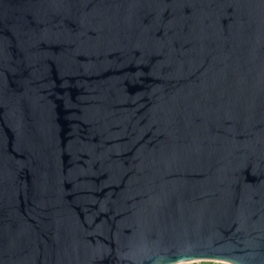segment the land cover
<instances>
[{"label": "water", "instance_id": "water-1", "mask_svg": "<svg viewBox=\"0 0 264 264\" xmlns=\"http://www.w3.org/2000/svg\"><path fill=\"white\" fill-rule=\"evenodd\" d=\"M264 264V0H0V264Z\"/></svg>", "mask_w": 264, "mask_h": 264}, {"label": "built area", "instance_id": "built-area-1", "mask_svg": "<svg viewBox=\"0 0 264 264\" xmlns=\"http://www.w3.org/2000/svg\"><path fill=\"white\" fill-rule=\"evenodd\" d=\"M203 262H205V263H218V262H214V261H194V262H189L190 264H193V263H203ZM189 263H185V264H189Z\"/></svg>", "mask_w": 264, "mask_h": 264}, {"label": "rangeland", "instance_id": "rangeland-1", "mask_svg": "<svg viewBox=\"0 0 264 264\" xmlns=\"http://www.w3.org/2000/svg\"><path fill=\"white\" fill-rule=\"evenodd\" d=\"M193 264H198V263H193ZM199 264H222V263H205V262H203V263H199Z\"/></svg>", "mask_w": 264, "mask_h": 264}]
</instances>
